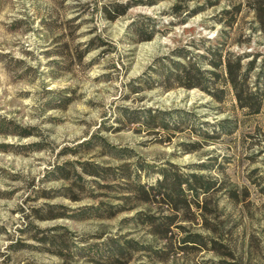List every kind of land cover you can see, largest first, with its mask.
Here are the masks:
<instances>
[{"label":"rangeland","instance_id":"obj_1","mask_svg":"<svg viewBox=\"0 0 264 264\" xmlns=\"http://www.w3.org/2000/svg\"><path fill=\"white\" fill-rule=\"evenodd\" d=\"M0 264H264V0H0Z\"/></svg>","mask_w":264,"mask_h":264},{"label":"trees","instance_id":"obj_2","mask_svg":"<svg viewBox=\"0 0 264 264\" xmlns=\"http://www.w3.org/2000/svg\"><path fill=\"white\" fill-rule=\"evenodd\" d=\"M230 74H231V79H232L233 83L235 84L236 78L233 76V70H231V68H230Z\"/></svg>","mask_w":264,"mask_h":264}]
</instances>
